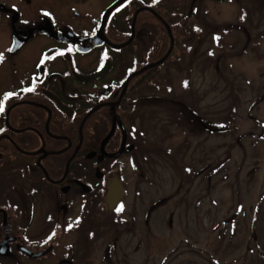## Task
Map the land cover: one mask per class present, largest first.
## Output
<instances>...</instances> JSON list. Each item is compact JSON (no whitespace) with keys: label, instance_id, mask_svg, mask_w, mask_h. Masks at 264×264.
Instances as JSON below:
<instances>
[{"label":"flooded vegetation","instance_id":"obj_1","mask_svg":"<svg viewBox=\"0 0 264 264\" xmlns=\"http://www.w3.org/2000/svg\"><path fill=\"white\" fill-rule=\"evenodd\" d=\"M115 1L0 0V100L15 94L0 113V264H95L97 228L127 213L157 140L192 125V19L233 0H122L103 18ZM166 24L169 52L135 72L170 47Z\"/></svg>","mask_w":264,"mask_h":264},{"label":"rangeland","instance_id":"obj_2","mask_svg":"<svg viewBox=\"0 0 264 264\" xmlns=\"http://www.w3.org/2000/svg\"><path fill=\"white\" fill-rule=\"evenodd\" d=\"M242 1H207L192 19L201 28L193 32L187 85L199 109L196 127L157 140L162 157L145 164L143 179H130L128 211L119 212L125 220L112 223L122 228L119 237L111 227L97 228L95 264H108L106 251L114 254L113 264H264L257 248L264 245V4L258 25ZM237 16L248 29L235 25ZM233 101L226 123L222 117ZM202 116L224 130L201 129Z\"/></svg>","mask_w":264,"mask_h":264},{"label":"trees","instance_id":"obj_3","mask_svg":"<svg viewBox=\"0 0 264 264\" xmlns=\"http://www.w3.org/2000/svg\"><path fill=\"white\" fill-rule=\"evenodd\" d=\"M248 0H245V1H243L242 2V4H241V6L244 8V10H243V12L246 14H254V13H256V20L259 22L258 23V25H260L261 23H260V21H259V18H260V13L259 14H257V12H259V10H263V4H264V0H249L248 2H250L249 3V5H247L246 3H244V2H247ZM249 11V12H248ZM243 21H245V18H243L242 16H237V22L235 23V25L237 26V27H240L241 29H248V27L249 26H246V25H244L243 24ZM197 26V24L195 23L194 24V26ZM245 32V31H244ZM245 35H246V32H245ZM217 39H218V35H215V33H214V37H213V40H214V42H216V44L218 45V46H220V48L222 47V46H224L222 43H220L219 41H217ZM220 40V39H219ZM226 44V43H225ZM227 45H232V43H228ZM226 52V51H225ZM225 54H228V52H226ZM237 97V93H235L234 92V97ZM193 100H195V98H193ZM234 100V99H233ZM230 105L231 106H229V107H227V110H228V112L226 113V115H223V117H222V119H224V121L227 123L228 122V120H229V118L232 116V113L235 111V107H234V105H235V101H233V102H230ZM192 111L193 112H195L194 113V115H195V119L197 120V118H196V115H198L199 113V109H197V105H195V101H193V105H192ZM194 115H193V120H194ZM201 120H202V124H201V122H200V126H198V127H200L201 129H203V130H205V131H207V132H210V133H220V132H222L224 129L223 128H221V127H212V126H209V125H207V121L204 119V116H202V118H201ZM219 120V119H218ZM216 122H218V123H221V125H222V122H223V120H219V121H216ZM193 126V122H192V125H191V127ZM193 127H196V126H193ZM183 180H185V178H183ZM183 180L181 179V181L183 182ZM264 198V190L261 192V194H260V198H259V202H260V200H262ZM259 207V206H258ZM263 216H264V213H263ZM256 218H257V215H255V217H253V219H255L256 220ZM125 220V218H123V217H121L120 216V213L118 212V213H116V215H115V217H114V221H112L111 223H117V222H119L120 223V221H124ZM114 226L116 227V229L115 230H117L116 231V233H118V234H120V232H121V230H122V228H120L118 225H115L114 224ZM257 248H259V255H262L263 257H264V245L262 244V245H257Z\"/></svg>","mask_w":264,"mask_h":264},{"label":"water","instance_id":"obj_4","mask_svg":"<svg viewBox=\"0 0 264 264\" xmlns=\"http://www.w3.org/2000/svg\"><path fill=\"white\" fill-rule=\"evenodd\" d=\"M121 1H122V0H116L114 3H112V4L106 9L103 18L106 16V14H107V13H108V12L114 7V6H116L117 4H119ZM166 26H167L168 32H169V34H170V36H171V30H170V27H169L168 24H166ZM93 37H94V35H92V38H93ZM172 42H173V38H172V36H171V44H170V47L168 48V50L166 51V53H165L160 59H158V60H156L155 62H152V63H150V64H148V65H145V66L141 67L138 71L143 70L144 68H146V67L149 66V65H153V64H157V63L161 62V61L163 60V58L165 57V55L169 52V50H170V48H171V46H172ZM123 44H124V43H122V44H120V45H123ZM120 45H117V46H120ZM138 71H136V72H138ZM89 112H91V110H90ZM111 133H112V129H110V131H109V132L106 134V136L103 138V140H102V142H101V149H102V150H103V144H104L105 141L108 139V137L111 135ZM122 147H123V143H122V145L119 147V149H118L117 151H115V152H113V153H111V154L119 153V152L121 151ZM120 195H121V191L116 192V190H115V186H114V185L110 186V188L108 189V191H107V193H106V196H105V199H106V202H107V205H108V208H109V209L113 208L114 204L119 200Z\"/></svg>","mask_w":264,"mask_h":264},{"label":"snow or ice","instance_id":"obj_5","mask_svg":"<svg viewBox=\"0 0 264 264\" xmlns=\"http://www.w3.org/2000/svg\"><path fill=\"white\" fill-rule=\"evenodd\" d=\"M119 10V9H117ZM3 59V54H0V60ZM43 63V62H42ZM33 89H28V91H32ZM15 95L14 93H8L7 96H5L3 98V100H0V113H2L4 111V101H6L8 98H10L11 96ZM123 208V206H121L120 209H117V211H121ZM69 227H71V225H69Z\"/></svg>","mask_w":264,"mask_h":264}]
</instances>
